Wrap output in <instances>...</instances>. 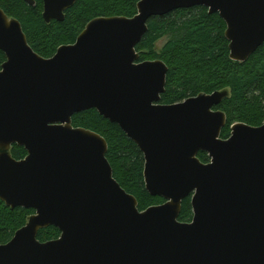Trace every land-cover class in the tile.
Returning <instances> with one entry per match:
<instances>
[{
    "label": "water",
    "instance_id": "95a60500",
    "mask_svg": "<svg viewBox=\"0 0 264 264\" xmlns=\"http://www.w3.org/2000/svg\"><path fill=\"white\" fill-rule=\"evenodd\" d=\"M77 1L43 0L45 21H63ZM194 6L225 20L233 60L264 43V0H140L133 17H96L46 58L0 8V199L35 210L0 244V264H264V123L237 122L222 138L227 115L216 107L228 91L164 104L168 65L136 49L151 17ZM89 109L138 145L146 190L163 204L140 210L114 176L107 140L73 125ZM188 196L193 219L182 222ZM49 226L60 237L40 241Z\"/></svg>",
    "mask_w": 264,
    "mask_h": 264
},
{
    "label": "trees",
    "instance_id": "16d2710c",
    "mask_svg": "<svg viewBox=\"0 0 264 264\" xmlns=\"http://www.w3.org/2000/svg\"><path fill=\"white\" fill-rule=\"evenodd\" d=\"M140 0H78L65 11L63 21H45L43 0L29 5L24 0H0L9 17L18 19L28 41L41 56L50 58L62 45L76 42L86 25L96 17L128 16L137 14ZM227 24L219 13H210L206 6L176 9L162 16H153L148 31L137 45L140 61L160 59L169 71L166 91L161 102L174 104L201 92L227 90L229 93L216 107L227 115L222 138H228L231 127L237 122L252 126L264 123V43L245 61H235L230 56ZM165 36L169 40L158 50L157 43ZM6 61L0 49V68ZM75 127H84L101 134L108 142L107 158L114 176L122 187L133 194L139 209L163 204L161 196L151 195L145 187V159L138 145L117 124L101 115L96 109L76 113ZM12 155L24 159L27 150L14 144ZM199 158L207 163L208 153L200 151ZM35 213L34 209L11 208L0 199V244L8 243ZM193 219L192 196L184 199L179 220ZM55 226L41 229L38 239L42 242L60 237Z\"/></svg>",
    "mask_w": 264,
    "mask_h": 264
},
{
    "label": "rangeland",
    "instance_id": "374dc122",
    "mask_svg": "<svg viewBox=\"0 0 264 264\" xmlns=\"http://www.w3.org/2000/svg\"><path fill=\"white\" fill-rule=\"evenodd\" d=\"M169 36H165L163 39H161L158 43H157V49L160 50L163 45L169 40ZM229 93V92H228Z\"/></svg>",
    "mask_w": 264,
    "mask_h": 264
}]
</instances>
